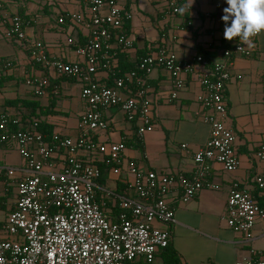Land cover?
Here are the masks:
<instances>
[{
    "label": "built area",
    "instance_id": "1",
    "mask_svg": "<svg viewBox=\"0 0 264 264\" xmlns=\"http://www.w3.org/2000/svg\"><path fill=\"white\" fill-rule=\"evenodd\" d=\"M133 1L86 0V12L69 15L70 20L89 31L85 43L75 47L77 60L52 56L42 41L30 43L34 63L81 82L85 109L76 138L56 132L46 139L38 120L25 126L20 118L0 116V142L16 143L26 161L25 174L16 184L14 207L0 223V264H134L141 257L152 263L156 252L170 242V232L154 223L175 220L168 200L173 191L179 188L180 200L188 202L206 186L215 187L208 183L212 163H220L226 171L239 166L237 137L227 124L225 90L234 77L236 56L253 52L237 38L232 47L221 50V59L210 63L201 54L181 59L161 47L140 57L133 70L113 76L111 85L100 82L98 72L116 68L113 44L125 51L133 48L134 40L124 30L125 23L132 19L129 5ZM171 10L180 13L182 9L171 2ZM65 20L60 17V22ZM9 34L19 41L27 39L21 16L13 17ZM68 43L74 44L73 39L69 38ZM6 65L13 63L6 61ZM156 68L170 74L171 101L178 97L189 76H195L202 87L197 100L211 133L195 152L196 168L189 175L141 170L134 162H126L127 145L123 140L101 142L96 138L97 130L110 129L105 116L110 107H119L127 118L138 119L140 138L155 129L147 75ZM27 82L35 85V94H47V76L30 77ZM258 155L264 159V145ZM100 163L110 167L117 177L125 169L130 179L123 193L113 194L117 213L101 200L104 188ZM255 182L264 195V171L257 174ZM225 219L229 227L253 239L257 221L264 219V207L234 181ZM236 264H264V259H244Z\"/></svg>",
    "mask_w": 264,
    "mask_h": 264
},
{
    "label": "crops",
    "instance_id": "2",
    "mask_svg": "<svg viewBox=\"0 0 264 264\" xmlns=\"http://www.w3.org/2000/svg\"><path fill=\"white\" fill-rule=\"evenodd\" d=\"M171 2L181 6L180 13L172 12ZM191 4L192 0H134L129 5L132 19L126 28L134 40L133 48L125 51L113 44L116 68L126 60L130 68L137 59L161 47L181 59L199 54L210 63L221 59V50L237 41L223 37L221 17L227 7L226 0H194ZM186 5L191 8L186 9ZM86 11V0H0V116L20 118L25 126L38 120L51 134L58 132L74 138L80 135L79 121L85 109L81 82L74 77L58 76L34 63L30 43L42 41L52 56L77 60L75 45L84 44L89 31L70 20L69 15ZM15 15L22 16L25 22L24 41L9 34ZM60 17H65V22H60ZM69 38L74 44L68 43ZM245 46L253 54L236 56L234 77L225 90L227 124L237 137L239 166L226 171L220 163H212L208 183L215 187L206 186L188 202L180 200L181 191L176 188L168 197L175 220L154 223L170 232L169 247L159 249L152 263L141 257L134 264H236L244 259H264V219L257 221L253 239L229 227L225 219L234 181L253 196L262 195L255 177L264 171V159L258 155L260 146L264 145V31ZM6 61L13 65L8 67ZM110 73L98 72L99 81L111 85ZM238 74L242 75L240 79L236 77ZM44 76L48 77L49 86L47 94L39 96L35 94V85L27 81L30 77ZM147 84L153 101L155 129L140 138L138 119H129L119 108L110 107L105 111L110 129L95 132L96 138L101 142L123 140L127 145L126 162H134L141 170L189 175L196 168L195 152L211 133L197 100L202 87L195 76H189L178 97L171 101L173 84L169 72L163 68L150 72ZM11 144L0 142V156L5 153L1 148L14 147ZM25 169V165L15 168L0 164V223L14 207L16 184ZM129 180L125 169L117 177L110 167L103 166L101 200L113 213L118 211L114 208L117 199L113 194L123 193ZM171 249L173 259L169 254Z\"/></svg>",
    "mask_w": 264,
    "mask_h": 264
},
{
    "label": "clouds",
    "instance_id": "3",
    "mask_svg": "<svg viewBox=\"0 0 264 264\" xmlns=\"http://www.w3.org/2000/svg\"><path fill=\"white\" fill-rule=\"evenodd\" d=\"M226 4L221 17L225 40L238 38L248 44L252 37L264 31V0H226Z\"/></svg>",
    "mask_w": 264,
    "mask_h": 264
},
{
    "label": "rangeland",
    "instance_id": "4",
    "mask_svg": "<svg viewBox=\"0 0 264 264\" xmlns=\"http://www.w3.org/2000/svg\"><path fill=\"white\" fill-rule=\"evenodd\" d=\"M81 29L86 30V28L84 27H81L79 26ZM119 108V107H117ZM96 132H104V131H101V130H97ZM9 143V142H7ZM10 145V144H8ZM11 145H13L14 147L12 148H7V150H5L4 148H1L2 152H5L4 155L0 156V164L1 166L4 165L5 167H20L21 165H25L26 164V161H25V158L20 154L19 152V147L16 143H12ZM19 174V173H18ZM17 175V173H16ZM14 197L12 196V199ZM9 214V213H8ZM8 216V215H7ZM226 223H227V220H226Z\"/></svg>",
    "mask_w": 264,
    "mask_h": 264
},
{
    "label": "trees",
    "instance_id": "5",
    "mask_svg": "<svg viewBox=\"0 0 264 264\" xmlns=\"http://www.w3.org/2000/svg\"><path fill=\"white\" fill-rule=\"evenodd\" d=\"M21 17H22V16H21ZM24 23H25V22H24ZM128 23H129V21L126 22L125 25H124V30H125L126 33H127V29H126V28H127ZM78 45H79V44H76L75 47L78 46ZM81 45H83V44H81ZM138 60H139V59H137V60L135 61L134 65L131 66L130 68H128V66H127V65H128L127 60H126L124 63L122 62V64H120L117 68H115V69L110 73V77L118 76V75H124L126 72H128V71H130V70H133V69L136 67L137 63H138ZM110 83H111V82H110ZM39 129L42 131V133L44 134V136L46 137V139H50V137L52 136V134L46 132V131L44 130V128H42L41 124H39ZM100 166H101V168L103 169V166H104V165L100 163ZM254 197L256 198L257 202H258L261 206L264 207V195H256V196H254ZM114 208H117V207L115 206ZM168 247H169V246H168ZM169 249H170V248H169ZM169 254H170V256H172L171 259H173V257H174V252L172 251V249L169 250Z\"/></svg>",
    "mask_w": 264,
    "mask_h": 264
},
{
    "label": "bare ground",
    "instance_id": "6",
    "mask_svg": "<svg viewBox=\"0 0 264 264\" xmlns=\"http://www.w3.org/2000/svg\"><path fill=\"white\" fill-rule=\"evenodd\" d=\"M11 116V115H10Z\"/></svg>",
    "mask_w": 264,
    "mask_h": 264
}]
</instances>
